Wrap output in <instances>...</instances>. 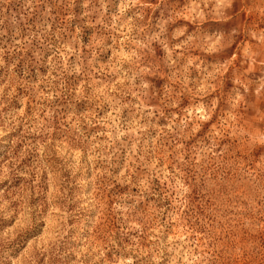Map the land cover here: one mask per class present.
I'll list each match as a JSON object with an SVG mask.
<instances>
[{"label":"rangeland","instance_id":"1","mask_svg":"<svg viewBox=\"0 0 264 264\" xmlns=\"http://www.w3.org/2000/svg\"><path fill=\"white\" fill-rule=\"evenodd\" d=\"M0 264H264V0H0Z\"/></svg>","mask_w":264,"mask_h":264}]
</instances>
